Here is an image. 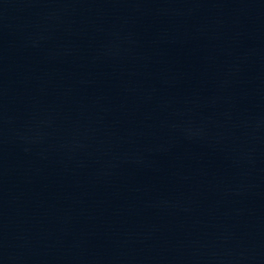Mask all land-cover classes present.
Returning <instances> with one entry per match:
<instances>
[{
	"label": "water",
	"instance_id": "water-1",
	"mask_svg": "<svg viewBox=\"0 0 264 264\" xmlns=\"http://www.w3.org/2000/svg\"><path fill=\"white\" fill-rule=\"evenodd\" d=\"M0 264H264V0H0Z\"/></svg>",
	"mask_w": 264,
	"mask_h": 264
}]
</instances>
